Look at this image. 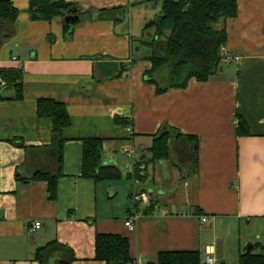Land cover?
I'll return each instance as SVG.
<instances>
[{
    "label": "crops",
    "instance_id": "0c3cea01",
    "mask_svg": "<svg viewBox=\"0 0 264 264\" xmlns=\"http://www.w3.org/2000/svg\"><path fill=\"white\" fill-rule=\"evenodd\" d=\"M65 1L77 9L74 23L65 21L69 11L32 17L31 0H11L15 21L0 18V67L21 70L23 90L17 99L0 77V264H39L37 248L53 240L72 248L70 264H106L96 258L98 232L127 236L134 264H157L165 250H198L204 261L228 263L248 242L264 246V0H237L238 14L220 23L227 43L210 80L192 78L164 93L144 76L152 66L145 26L160 0ZM132 59L128 74L97 79V62ZM41 98L64 102L72 119L61 165L52 120L37 114ZM238 115L249 133L238 134ZM165 124L198 137V171L182 179L172 159H160L138 181L135 166L149 158ZM94 137L103 139V163L117 166L121 179L83 176L84 139ZM39 170L58 176L55 198L48 181L33 178ZM135 192H148L152 212H145L149 201L134 202ZM135 212L130 229L126 218Z\"/></svg>",
    "mask_w": 264,
    "mask_h": 264
},
{
    "label": "trees",
    "instance_id": "16d2710c",
    "mask_svg": "<svg viewBox=\"0 0 264 264\" xmlns=\"http://www.w3.org/2000/svg\"><path fill=\"white\" fill-rule=\"evenodd\" d=\"M162 8L155 19L149 21L145 30H150V40L145 41L150 49L148 56L151 68L145 72V79L156 86L157 93H164L171 88H185L190 79L198 81L210 80L219 70L223 61V48L227 43L226 26L220 23L238 14L237 0H160ZM72 3L65 0H31L32 17L52 19L56 15H65L73 8ZM18 9L11 0H0V18L15 21ZM65 27H69L65 23ZM104 60L95 64L98 80H106L128 74L133 63ZM0 77L8 86L17 91L16 98L22 99V73L17 68L0 67ZM0 89V99H4ZM37 114L52 120L53 140L51 146L55 150L60 165L63 159L65 138L63 131L71 122L66 104L52 98H41L37 103ZM117 123L131 125V120L116 115ZM249 133L246 120L238 115V134ZM13 142L28 150L21 140ZM149 158L138 160L132 177L145 181L148 174L142 172L149 163L160 159H172L182 171V179L198 171L199 139L196 135L183 134L165 124L153 135L149 147ZM144 164L142 168L141 165ZM84 177L95 181L118 180L122 178L121 170L115 165L103 163V139L85 138L83 148ZM129 176V177H131ZM35 179L48 181L50 197L57 195L58 176L41 170L33 176ZM27 179H25L26 181ZM147 190V189H146ZM148 191V190H147ZM145 212H152L155 202L149 201ZM96 258L106 264H134L131 255L130 239L119 233L96 234ZM39 264H70L76 258L72 248L57 240L50 241L37 248L35 253ZM152 264V263H150ZM157 264H229L227 262L207 263L198 250H165L158 256ZM237 264H264V246L253 244L249 251L239 255Z\"/></svg>",
    "mask_w": 264,
    "mask_h": 264
},
{
    "label": "built area",
    "instance_id": "2783aa9c",
    "mask_svg": "<svg viewBox=\"0 0 264 264\" xmlns=\"http://www.w3.org/2000/svg\"><path fill=\"white\" fill-rule=\"evenodd\" d=\"M224 49V48H223ZM15 59H17V57H15ZM230 58L229 57H225L224 58V61H229ZM1 81V79H0ZM135 158V156H134ZM133 200L135 203H139V202H148L149 201V195H148V192H135L134 195H133ZM131 213L127 216L126 218V225L130 228V229H133L134 226H135V223H136V219L139 217V213ZM202 221H207V218H202ZM42 223L41 221L37 220V221H34L33 224H32V227L31 229L33 231L39 229L41 227ZM207 263H213V260L212 258L208 255L206 256V260H205Z\"/></svg>",
    "mask_w": 264,
    "mask_h": 264
},
{
    "label": "water",
    "instance_id": "95a60500",
    "mask_svg": "<svg viewBox=\"0 0 264 264\" xmlns=\"http://www.w3.org/2000/svg\"><path fill=\"white\" fill-rule=\"evenodd\" d=\"M76 10H77L76 8H74L73 10L72 9L69 10L70 14L65 17L66 22L74 23L78 20V15L76 14ZM252 245H253L252 242H248L245 245L243 251H249L252 248Z\"/></svg>",
    "mask_w": 264,
    "mask_h": 264
},
{
    "label": "rangeland",
    "instance_id": "374dc122",
    "mask_svg": "<svg viewBox=\"0 0 264 264\" xmlns=\"http://www.w3.org/2000/svg\"><path fill=\"white\" fill-rule=\"evenodd\" d=\"M262 235H264V229H262ZM262 240H264V236L262 238ZM245 247V245L243 246V248ZM242 248V249H243ZM239 261V258L238 256L237 257H233V258H230V260L228 261L229 264H237Z\"/></svg>",
    "mask_w": 264,
    "mask_h": 264
}]
</instances>
